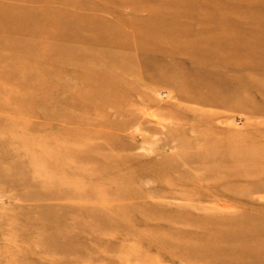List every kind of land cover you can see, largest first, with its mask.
Instances as JSON below:
<instances>
[{
	"label": "rangeland",
	"instance_id": "374dc122",
	"mask_svg": "<svg viewBox=\"0 0 264 264\" xmlns=\"http://www.w3.org/2000/svg\"><path fill=\"white\" fill-rule=\"evenodd\" d=\"M0 264H264V0H0Z\"/></svg>",
	"mask_w": 264,
	"mask_h": 264
}]
</instances>
